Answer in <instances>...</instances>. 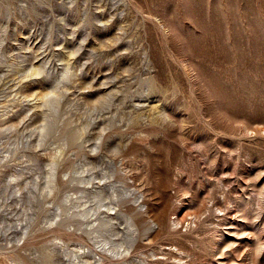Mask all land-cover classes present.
Segmentation results:
<instances>
[{
	"label": "rangeland",
	"instance_id": "rangeland-1",
	"mask_svg": "<svg viewBox=\"0 0 264 264\" xmlns=\"http://www.w3.org/2000/svg\"><path fill=\"white\" fill-rule=\"evenodd\" d=\"M0 264H264V0H0Z\"/></svg>",
	"mask_w": 264,
	"mask_h": 264
},
{
	"label": "bare ground",
	"instance_id": "bare-ground-1",
	"mask_svg": "<svg viewBox=\"0 0 264 264\" xmlns=\"http://www.w3.org/2000/svg\"><path fill=\"white\" fill-rule=\"evenodd\" d=\"M102 223V222H101Z\"/></svg>",
	"mask_w": 264,
	"mask_h": 264
}]
</instances>
